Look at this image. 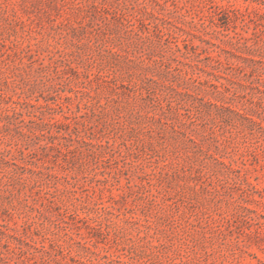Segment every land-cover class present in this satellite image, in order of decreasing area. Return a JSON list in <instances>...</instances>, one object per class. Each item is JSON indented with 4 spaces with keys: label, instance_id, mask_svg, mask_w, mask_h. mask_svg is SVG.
<instances>
[{
    "label": "rangeland",
    "instance_id": "374dc122",
    "mask_svg": "<svg viewBox=\"0 0 264 264\" xmlns=\"http://www.w3.org/2000/svg\"><path fill=\"white\" fill-rule=\"evenodd\" d=\"M0 264H264V0H0Z\"/></svg>",
    "mask_w": 264,
    "mask_h": 264
}]
</instances>
